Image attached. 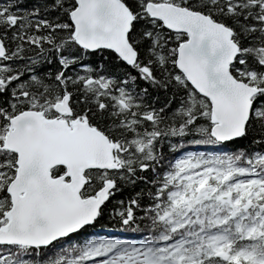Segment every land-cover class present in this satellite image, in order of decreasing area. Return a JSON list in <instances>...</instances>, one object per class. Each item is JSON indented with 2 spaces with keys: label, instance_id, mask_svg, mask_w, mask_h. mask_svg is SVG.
Listing matches in <instances>:
<instances>
[{
  "label": "trees",
  "instance_id": "obj_1",
  "mask_svg": "<svg viewBox=\"0 0 264 264\" xmlns=\"http://www.w3.org/2000/svg\"><path fill=\"white\" fill-rule=\"evenodd\" d=\"M122 1L134 15L128 35L137 52L133 66L111 51L86 52L76 45L69 19L75 0H0V39L6 49L0 60V225L16 169L15 154L2 144L9 118L22 111L41 110L53 118V105L68 94L73 118L86 119L116 144L120 166L86 173L82 196L94 194L106 179L113 181L92 229L48 248L0 246V264H91L113 253L119 237L141 241L159 264H202L204 238L214 232L229 238L234 252L246 250V217L215 198L197 206L186 202L190 186L179 163L202 160L209 176L203 182L217 187L244 179L237 174L240 168L264 173V0H176L233 31L240 54L230 71L260 89L244 134L225 144L210 135L208 100L175 66L185 36L151 20L145 13L149 0ZM52 173L58 176L64 168ZM103 228L119 233L104 244ZM96 244L97 252L92 251Z\"/></svg>",
  "mask_w": 264,
  "mask_h": 264
},
{
  "label": "water",
  "instance_id": "obj_2",
  "mask_svg": "<svg viewBox=\"0 0 264 264\" xmlns=\"http://www.w3.org/2000/svg\"><path fill=\"white\" fill-rule=\"evenodd\" d=\"M147 14L186 41L177 48L176 67L190 86L211 104V136L220 143L243 135L258 89L236 80L230 65L238 54L232 31L210 17L171 4L148 3ZM73 39L89 51H113L128 65L137 55L127 36L133 21L120 0H77L70 14ZM4 48L0 42V57ZM62 118L26 110L9 119L3 149L16 155V173L6 188L11 207L0 226V245L48 247L93 225L113 184L105 181L95 195L82 198L85 172L114 170L113 143L86 121L71 120L68 95L54 107ZM65 168L61 176L51 170ZM210 186L201 187L205 195ZM225 200L224 198H222Z\"/></svg>",
  "mask_w": 264,
  "mask_h": 264
},
{
  "label": "rangeland",
  "instance_id": "obj_3",
  "mask_svg": "<svg viewBox=\"0 0 264 264\" xmlns=\"http://www.w3.org/2000/svg\"><path fill=\"white\" fill-rule=\"evenodd\" d=\"M192 163L196 165L197 167L200 164L199 161H195ZM201 174L202 172H199V177L201 176ZM201 180L202 179H200V182ZM246 183H254L258 189H263V186H264V182L259 178H256L254 180H242L239 186L242 187ZM241 192H244V191L241 190ZM193 195L194 194L192 193L189 194V197H188L189 204L193 206H197L199 204V200L195 199ZM226 206L228 208H233L235 207V203H230V204H227ZM247 233H248V230H247ZM144 248L145 247L142 245V243L128 242L124 244L123 246H119L118 250L116 251L117 253L116 255H114L113 257H102L95 264H156L154 263V261L151 262L147 259V257L144 256L145 254ZM98 250H99V246L97 244L92 247V251L97 252ZM214 250L219 252L220 247L215 246ZM166 264H170V263H166Z\"/></svg>",
  "mask_w": 264,
  "mask_h": 264
},
{
  "label": "flooded vegetation",
  "instance_id": "obj_4",
  "mask_svg": "<svg viewBox=\"0 0 264 264\" xmlns=\"http://www.w3.org/2000/svg\"><path fill=\"white\" fill-rule=\"evenodd\" d=\"M247 240L249 241L250 248H252V244L256 243L257 241H261L259 247L264 248V237L262 238L250 237ZM257 253H258V257L256 258L255 256V260L252 261V264H261V262H264V252H257ZM259 259H261L262 261H260Z\"/></svg>",
  "mask_w": 264,
  "mask_h": 264
},
{
  "label": "bare ground",
  "instance_id": "obj_5",
  "mask_svg": "<svg viewBox=\"0 0 264 264\" xmlns=\"http://www.w3.org/2000/svg\"><path fill=\"white\" fill-rule=\"evenodd\" d=\"M235 2H240V3H243V0H235ZM263 3V2H262ZM237 4V3H236ZM262 7H263V5H262ZM244 131H245V129H244ZM244 134V133H243ZM240 138V137H239ZM238 139V138H237ZM233 140H236V138H234V139H232L231 141H233Z\"/></svg>",
  "mask_w": 264,
  "mask_h": 264
}]
</instances>
